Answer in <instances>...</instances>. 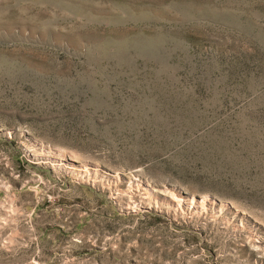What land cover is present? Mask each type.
Segmentation results:
<instances>
[{
	"label": "rangeland",
	"instance_id": "374dc122",
	"mask_svg": "<svg viewBox=\"0 0 264 264\" xmlns=\"http://www.w3.org/2000/svg\"><path fill=\"white\" fill-rule=\"evenodd\" d=\"M0 264H264V0H0Z\"/></svg>",
	"mask_w": 264,
	"mask_h": 264
}]
</instances>
